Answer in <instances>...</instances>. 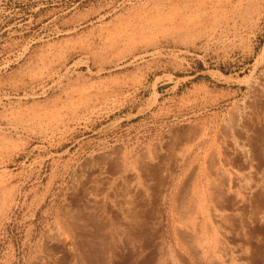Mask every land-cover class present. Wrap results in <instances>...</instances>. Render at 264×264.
Masks as SVG:
<instances>
[{
    "label": "rangeland",
    "instance_id": "rangeland-1",
    "mask_svg": "<svg viewBox=\"0 0 264 264\" xmlns=\"http://www.w3.org/2000/svg\"><path fill=\"white\" fill-rule=\"evenodd\" d=\"M188 124L206 133L204 153L220 158L232 137L264 139V0H0V264L56 262L45 242L55 227L76 263L93 264L98 226L70 233L71 195L102 192L107 180L117 188L124 173L114 167ZM116 190L107 216L140 218L154 249L168 244L166 225L150 233L155 204ZM110 194L123 208L137 201L138 213L112 216ZM263 199L238 227L249 264H264Z\"/></svg>",
    "mask_w": 264,
    "mask_h": 264
},
{
    "label": "bare ground",
    "instance_id": "bare-ground-1",
    "mask_svg": "<svg viewBox=\"0 0 264 264\" xmlns=\"http://www.w3.org/2000/svg\"><path fill=\"white\" fill-rule=\"evenodd\" d=\"M190 124L182 126L176 137L174 136L175 138L172 139L170 135H167V138L155 148L145 149L141 159L135 163L121 164L118 168L115 164V170L124 173H122L124 178L120 179L117 188L114 187V182L107 180L104 182L106 184L104 191H100L101 193L86 191V193L83 192L80 199H75L78 196L74 198L77 193L75 191L71 195L69 212L74 214L73 216L70 214L72 222L70 221L71 223L69 222L70 224L67 226L70 233L80 238L83 235L81 229L85 228L88 231V223L92 221L95 226H98V232H96L97 255L88 257V260L93 261V264H117L120 260L134 264L139 262L189 264L184 260L185 257L182 258L184 255L186 258H188L187 256L193 257L196 264H249L252 261V251L247 243H241L242 239L238 232L243 227L241 224L248 221L243 222L247 218L246 212L249 214L252 206L256 207L257 204L259 206L264 195V171H258L253 167L255 159L264 163V139L259 143H252L251 140L246 139L248 142L245 141L241 145L232 137L229 142H225V144L228 143L227 146L222 144L226 150L225 152L222 150L221 153L225 157L221 156V159L219 152L204 153L206 133H199L201 129L198 131L195 126ZM207 131L209 130L207 129ZM213 145L215 144L213 143ZM111 160L113 159L107 161ZM107 161L99 171L104 170L111 163ZM112 165L114 164L112 163ZM157 171L161 175L157 191H155L153 186L156 185L154 176ZM143 175L145 181L142 183L140 178ZM108 179H111V176ZM118 188H124L133 198L139 197L146 207H152L155 204L158 210L155 213H159V216L155 215L158 216V225L152 224V226H156V228H152L150 222L152 229L149 228V230L151 233L155 229L154 232L157 233L161 229L163 230L166 225L165 238L169 240L168 244L165 242L166 245L163 244V246L160 245L154 249L153 242L157 239H153L155 235L151 237L149 231L147 232L148 225L146 227L144 225L146 222L141 221V223L138 221L140 218L132 219L130 215L128 218V212H131L137 204L135 200L132 202L131 199H128L131 202L127 203L126 208L124 207L128 213L125 214L126 216L115 218V220L107 216L104 207L105 197H107V192L114 190V193ZM118 194L120 193L118 192ZM110 196L112 195L110 194ZM118 199L116 198L115 201L117 202ZM116 202L109 208L110 203L107 205V208L110 209L108 213L111 212L112 216H116L124 210L123 207L117 206L119 203ZM126 210L122 215L126 213ZM258 212L254 214L256 215ZM147 213L145 212L146 216ZM259 213L261 214V211ZM131 214L132 217L136 215L135 213ZM260 214L256 220L261 224L264 223V211ZM155 216L153 218H156ZM250 219L252 218L250 217ZM133 220H135V224H138L137 221L141 223V227L137 228ZM243 225L245 226V224ZM249 226L246 230L249 229ZM55 228L45 237L47 240L45 242L46 249L51 256H55L56 262L48 261L51 258L49 255L46 264H78L76 263L77 255L68 235L65 236L60 232V229ZM157 244L159 245V242ZM254 252L256 254V251Z\"/></svg>",
    "mask_w": 264,
    "mask_h": 264
}]
</instances>
